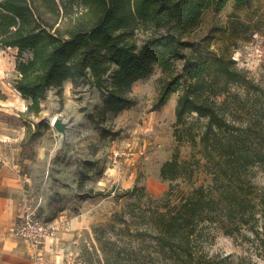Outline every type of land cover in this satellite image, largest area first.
<instances>
[{
    "label": "trees",
    "instance_id": "16d2710c",
    "mask_svg": "<svg viewBox=\"0 0 264 264\" xmlns=\"http://www.w3.org/2000/svg\"><path fill=\"white\" fill-rule=\"evenodd\" d=\"M227 1L0 0V47L17 49L13 87L28 100V112L41 111L49 88L60 94L66 79L78 78L103 90V108L118 112L136 103L128 91L154 64L169 70L182 58L183 37L198 25L203 10L222 8ZM233 2L248 6L252 0ZM138 30L160 32L139 44ZM234 63L220 57L210 69L205 59L184 57L182 71L160 87L155 106L180 91L175 135L181 141L186 131L193 146L199 143L205 161L195 155L182 160L176 147L159 168L168 182L163 197L150 198L139 178L114 193L127 201L108 222L93 227L103 264H233L229 255L206 251L215 229L249 232L264 257V189L253 182L250 170L264 161V132L247 130L248 125L228 117L230 84L255 86ZM192 112L204 118L198 141L186 120ZM118 133L102 128L103 136ZM201 167L211 179L209 186L192 181ZM181 182L188 185L186 191ZM89 194L102 192L90 189ZM112 233L123 239H113Z\"/></svg>",
    "mask_w": 264,
    "mask_h": 264
},
{
    "label": "rangeland",
    "instance_id": "374dc122",
    "mask_svg": "<svg viewBox=\"0 0 264 264\" xmlns=\"http://www.w3.org/2000/svg\"><path fill=\"white\" fill-rule=\"evenodd\" d=\"M158 32L138 30V43ZM183 38L186 45L182 48V58L175 60L169 70L154 64L128 91L136 103L118 112L103 108L104 91L90 86L85 78L76 82L66 79L60 94L56 88H49L41 111L28 112V100L13 87L17 49L0 47V139L21 141L23 127L26 151L40 150L45 157L55 152L52 167L43 170L41 183L47 191L55 185L62 195L44 197L43 207L41 197H31V201L41 215L49 218L51 214L43 211L45 207L60 209L62 202L70 198V210L80 214L81 228L76 240L65 249L62 264H83L89 258L94 264H103L93 227L108 222L113 212L120 211L127 201V197L117 200L114 193L132 187L139 178L150 198L163 197L168 182L160 177L159 168L176 147L182 160L195 155L202 163L205 161L199 143L193 146L186 131L181 141L175 135L174 108L180 91L155 106L162 84L182 71L184 57L205 59L210 69L215 68L220 57L233 59L237 69L255 86L230 84L228 117L248 125L247 130L264 132V0H252L248 6H236L233 0H228L222 8L210 6L203 10L198 25ZM23 56L27 57L28 53ZM53 113L69 125L65 139L49 123ZM186 120L193 126L191 131L198 141L204 118L192 112ZM103 127L119 133L103 136ZM53 145L57 147L51 148ZM250 170L253 182L264 189V161L252 164ZM52 173L55 178L49 180ZM192 181L195 185L211 184L203 167L196 170ZM180 187L186 191L188 185L181 182ZM90 189L102 194L90 197ZM244 233L228 234L215 229L204 247L210 255H229L233 264H264L253 235ZM109 235L123 239L116 233Z\"/></svg>",
    "mask_w": 264,
    "mask_h": 264
},
{
    "label": "crops",
    "instance_id": "0c3cea01",
    "mask_svg": "<svg viewBox=\"0 0 264 264\" xmlns=\"http://www.w3.org/2000/svg\"><path fill=\"white\" fill-rule=\"evenodd\" d=\"M24 134L21 127V141L0 139V264H62L65 249L76 240L81 228L80 214L70 210V198L62 202L60 209L45 207L43 210L50 212L48 219L53 220L56 226L53 235L45 240L38 253L27 241L11 232L24 210L27 197H41L43 207L44 197L62 195L55 185L47 191V187L41 183L43 170L52 167L55 152L45 157L40 150L26 151ZM56 147L53 145L51 148ZM51 178H55V174L48 176L49 180Z\"/></svg>",
    "mask_w": 264,
    "mask_h": 264
},
{
    "label": "built area",
    "instance_id": "2783aa9c",
    "mask_svg": "<svg viewBox=\"0 0 264 264\" xmlns=\"http://www.w3.org/2000/svg\"><path fill=\"white\" fill-rule=\"evenodd\" d=\"M55 226L53 220L41 215L31 198L27 197L24 210L13 224L11 232L27 241L38 253L45 240L53 235Z\"/></svg>",
    "mask_w": 264,
    "mask_h": 264
},
{
    "label": "water",
    "instance_id": "95a60500",
    "mask_svg": "<svg viewBox=\"0 0 264 264\" xmlns=\"http://www.w3.org/2000/svg\"><path fill=\"white\" fill-rule=\"evenodd\" d=\"M52 125L55 128V130L58 132L59 136L62 139H65L66 134H67V129L69 128L67 121H65L59 117H56L55 120L53 121Z\"/></svg>",
    "mask_w": 264,
    "mask_h": 264
},
{
    "label": "bare ground",
    "instance_id": "6f19581e",
    "mask_svg": "<svg viewBox=\"0 0 264 264\" xmlns=\"http://www.w3.org/2000/svg\"><path fill=\"white\" fill-rule=\"evenodd\" d=\"M56 117H57V113H53L49 116L48 120H49L50 125H52Z\"/></svg>",
    "mask_w": 264,
    "mask_h": 264
}]
</instances>
